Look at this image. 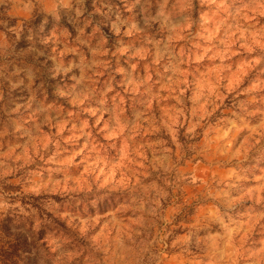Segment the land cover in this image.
<instances>
[{"label": "clouds", "instance_id": "obj_1", "mask_svg": "<svg viewBox=\"0 0 264 264\" xmlns=\"http://www.w3.org/2000/svg\"><path fill=\"white\" fill-rule=\"evenodd\" d=\"M0 264H264V0H0Z\"/></svg>", "mask_w": 264, "mask_h": 264}]
</instances>
